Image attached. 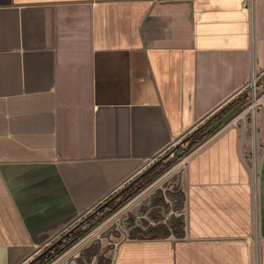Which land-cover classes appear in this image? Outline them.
Wrapping results in <instances>:
<instances>
[{"label": "crops", "instance_id": "obj_1", "mask_svg": "<svg viewBox=\"0 0 264 264\" xmlns=\"http://www.w3.org/2000/svg\"><path fill=\"white\" fill-rule=\"evenodd\" d=\"M245 1L0 0V264H27L241 99L264 72V0ZM258 115L254 167L229 117L182 162V228L138 227L112 264H264V101Z\"/></svg>", "mask_w": 264, "mask_h": 264}, {"label": "rangeland", "instance_id": "obj_2", "mask_svg": "<svg viewBox=\"0 0 264 264\" xmlns=\"http://www.w3.org/2000/svg\"><path fill=\"white\" fill-rule=\"evenodd\" d=\"M259 87L256 92L253 90L243 91L241 99L244 103L231 116L230 120L231 124L238 126L248 138L246 156L253 167L256 148L255 136L258 129L256 120L258 114L262 111L264 78L261 79ZM186 138L176 145L173 150L170 149V151L154 160L152 164H154L158 175L150 183L123 202L109 216L96 224L48 264H112L116 243L129 236V227L134 226L138 220L140 223L139 228L142 226L146 229L155 226V224L158 226L164 224V228H172V224H174L176 227L182 228L185 203L182 162L196 147L188 151L187 149L194 137L188 141L185 140ZM183 151H185V154L180 157L178 154ZM173 161L175 162L171 164ZM140 180L141 178L132 182L111 202L113 204L119 203L121 197L128 194L130 189L135 187ZM101 213L96 211V208L93 209L75 224L77 227L73 233L99 218ZM171 220H173L172 224L170 223ZM34 260L33 258L32 261ZM33 264H39V261L33 262Z\"/></svg>", "mask_w": 264, "mask_h": 264}, {"label": "trees", "instance_id": "obj_3", "mask_svg": "<svg viewBox=\"0 0 264 264\" xmlns=\"http://www.w3.org/2000/svg\"><path fill=\"white\" fill-rule=\"evenodd\" d=\"M244 101L242 99H237L228 105L224 106L222 109H220L218 112H216L211 118H209L203 125H201L199 128H197L195 131L190 133L186 141L194 139L190 142V146L187 149L188 151L191 150L193 147H195L197 144L204 141L206 138H208L214 131H216L218 128L221 127V125L232 115H234L243 105ZM185 150V151H187ZM185 151H183L181 154H178L180 157L185 154ZM175 161L171 162L173 164ZM170 164V165H171ZM152 166V165H151ZM149 166L147 169H145L142 173H140L138 176L134 178V180L128 182L122 189L112 194L107 200L104 202H107L110 198H114L117 196L122 190L127 188L131 185L132 182L135 180L137 181L139 178H141L140 182L137 183V185L130 189L128 194L121 197L120 202L113 204L111 201L102 209L98 210V208L104 203H101L99 206L96 207V211L102 212L99 218L93 220L90 222L87 226L84 228L76 231L73 233V231L76 229L77 225L71 227L74 228V230L67 236H65L63 239L58 241L56 240L52 243L55 245L49 249L46 250V248L43 250V254L39 257H37L35 260L39 261V264H48L53 259H55L58 255H60L63 251H65L68 247H70L72 244H74L77 240H79L83 235H85L90 229H92L96 224H98L100 221H102L105 217L110 215L114 210H116L123 202L131 198L136 192H138L140 189H142L145 185L150 183L157 175L158 172L155 171V168ZM173 223V220L170 222ZM178 228L174 224H172V228ZM161 226H157L155 228L149 227L146 232L148 236H155L159 234H168L169 231L164 229L163 231L160 229ZM65 233H63L61 236H64Z\"/></svg>", "mask_w": 264, "mask_h": 264}, {"label": "water", "instance_id": "obj_4", "mask_svg": "<svg viewBox=\"0 0 264 264\" xmlns=\"http://www.w3.org/2000/svg\"><path fill=\"white\" fill-rule=\"evenodd\" d=\"M154 167V164H152L151 168ZM113 198H110L107 202H104L99 208L98 210L102 209L103 207H105L110 201H112ZM138 226H140V223H139V220L136 221V224L134 226H131L129 227V237L130 238H137L138 234H139V228ZM74 230V228H70L69 230H67L64 234V236H60L55 243H57L58 241H60L61 239H63L65 236L69 235L72 231ZM54 244H51L50 246H48L46 248V250H49L51 249L54 245ZM43 254V252H41L38 256H36L34 259H36L37 257L41 256Z\"/></svg>", "mask_w": 264, "mask_h": 264}, {"label": "built area", "instance_id": "obj_5", "mask_svg": "<svg viewBox=\"0 0 264 264\" xmlns=\"http://www.w3.org/2000/svg\"><path fill=\"white\" fill-rule=\"evenodd\" d=\"M250 0H246L245 3L248 4ZM264 78V72L261 71H252V73L250 74V78L248 80V82L246 83L244 90H253L254 92L257 91L258 88H260V82L261 79ZM264 101V98H263Z\"/></svg>", "mask_w": 264, "mask_h": 264}, {"label": "flooded vegetation", "instance_id": "obj_6", "mask_svg": "<svg viewBox=\"0 0 264 264\" xmlns=\"http://www.w3.org/2000/svg\"><path fill=\"white\" fill-rule=\"evenodd\" d=\"M37 260H34V261H29L27 264H30V262H31V264H33V262H36Z\"/></svg>", "mask_w": 264, "mask_h": 264}]
</instances>
